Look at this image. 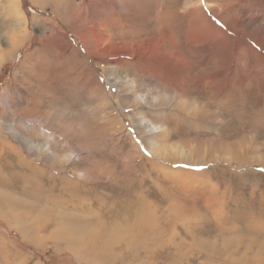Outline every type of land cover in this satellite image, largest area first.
Wrapping results in <instances>:
<instances>
[{
    "label": "rangeland",
    "instance_id": "rangeland-1",
    "mask_svg": "<svg viewBox=\"0 0 264 264\" xmlns=\"http://www.w3.org/2000/svg\"><path fill=\"white\" fill-rule=\"evenodd\" d=\"M43 1L23 0L31 31L0 65V264H102L81 257L83 235L69 247L71 224L84 219L107 240L114 208L129 202L122 197L149 208L162 231L139 232L132 245L111 242L105 264H264V0H109L108 8L92 0V10H104L99 42L147 48L112 66L108 52L97 54L99 42L80 46L70 36L81 0ZM196 4L208 17L216 10L215 30L192 31ZM63 34L87 61L86 90L72 82L60 94L37 79L57 61L73 80L83 69L74 50L57 60L65 41L48 40ZM219 41L212 54L199 50ZM208 66L214 81L202 74ZM118 77L134 80V92ZM147 91L165 98L136 105ZM139 115L164 129L137 128ZM100 202L111 209L99 212Z\"/></svg>",
    "mask_w": 264,
    "mask_h": 264
},
{
    "label": "bare ground",
    "instance_id": "bare-ground-1",
    "mask_svg": "<svg viewBox=\"0 0 264 264\" xmlns=\"http://www.w3.org/2000/svg\"><path fill=\"white\" fill-rule=\"evenodd\" d=\"M47 1H49V0H44L43 3H46ZM54 1L55 0H53L52 2H54ZM61 1H63V0H58V2H61ZM67 1L69 3V2H72L74 0H67ZM91 1L92 0H88V4L85 3L84 0L79 1L78 6L75 9L76 12H74L75 13L74 17H71L70 21H68V22L66 21L67 23L71 24L72 29L75 31L73 36L72 35H70V36L72 37L74 42L76 44H79L80 46H82V44L86 43V42L89 43V44H95L96 42H99L98 40L101 38V35H99V33H98L99 32V29H98V25L99 24L97 23V21L99 23L103 22L102 18H103L104 10H103V12H100V10L99 11L92 10L91 9V4H90ZM102 1L106 2V4H107L106 7L108 8L109 5H108L107 1H109V0H102ZM24 4L25 3H23V0H0V65L4 61L8 60L9 58H11V57H13L15 55H18L19 46L22 44L24 39L27 38V36L29 35V32L31 31L30 27H29V24H28L29 23L28 22V12L30 10H29L28 5L27 4L24 5ZM242 4L239 5L240 10H241V8H244L245 4H243V5ZM54 5H56V4L53 3L52 6H54ZM106 7H104V8H106ZM196 7L198 8L197 11H198V14H200V17H199V20L197 21L196 27H194L192 31L193 32H197V30H199V27H200V30L204 29L205 32L210 30V29H211V31H213L214 27L212 25L213 24L212 23L213 22L212 18L217 16L216 10L215 9H211L212 16L208 17L201 10V8L199 7L198 4H196ZM72 9H74V8H72ZM33 10H34V8H33ZM88 13H90V14L88 15ZM63 20H64V18H63ZM85 28H86V31L84 30ZM82 30L85 31V32H83ZM214 30H215V28H214ZM58 33H60V32H58ZM62 39L63 40H60V38H57V39L54 38V39L48 40L51 45L56 44L57 42H60V41H63V42L65 41L64 44H60L61 45V47L59 49L60 55L58 56L57 60H60L63 56L65 58V55L70 50H74L75 51L74 52L75 53V56H74L75 59L74 60L83 69L80 72H78L76 77L74 76L75 79L73 80V78L71 79V72H70L71 70L68 71V69H66V71H62V67L59 66V63L56 60L57 62H53L51 64V65L55 64L54 65V69H52L53 74L52 73L47 74V76L53 75V78H54L53 82H52V80L50 82H48L47 76L41 77V78H37V79H38V81H40L41 83L45 84L46 86L51 84V83H53L52 84L53 86H58L57 93H60V94L64 90L62 86H66V85L73 84V83L76 84V82L78 83V85L81 86L82 90L83 89L86 90V88L88 87V84H90V82H91L90 81L91 78L87 80V78H89L88 75H87V71L89 70L87 61L81 56V53L79 51L80 49L77 50L73 46L72 41H70L69 39L68 40L66 39L65 34L62 35ZM108 39L105 40V41H100L98 43L97 54L98 53L100 54V52H108L109 56H111V57L108 56L107 58H110L109 59L110 61H108V62H109V64L111 66L117 61V58L120 57V56H126L127 55L129 57L134 58V57L142 54V53L136 52L138 49H143V51H145L147 49L145 46H142L141 44H138V43H130V44L129 43H119V44L115 45V47L113 49H111V47H109L110 41ZM144 44H146V43H144ZM108 47H109V51L107 50ZM221 47H223V43H221V41H219L213 47L212 46L208 47V46L203 45L202 48H200L199 50L204 52L205 55H207L209 53L212 54V51H217ZM191 49H192V47H191ZM81 50H82V48H81ZM81 52L85 54L84 51H81ZM97 54L95 53L96 56H97ZM199 57H201V55H198L197 58H199ZM92 58L94 59L95 57L92 56ZM72 67H73V65H72ZM214 68H215L214 66L204 67V70L202 71V74L204 75V73H207V75L210 76L209 78L211 80H213L214 76H215V73H216V72H213ZM209 71H212V72H209ZM214 71H216V70H214ZM211 73H214V75H211ZM228 73H229V71H227V73L226 72L223 73V76H222L221 81H220V83H222V84H220V86L216 87L217 91L218 90H222L225 86H227L228 80H229L228 79ZM91 74L94 77L93 79L96 80V81H93V83L99 85L98 84L99 83L98 79H101V78L99 76H97V75L95 76V74L93 75L92 71H91ZM202 74H200V76ZM108 75L109 76L115 75V72H114V70L112 68L109 69ZM13 81H15V80H13ZM200 81H202L201 77H200ZM115 82H118L120 84L121 83L124 84L126 86V89L130 93H133L134 90L136 89V82L134 80H132V79L127 78V77H124V78H119L118 77L117 79H115ZM98 88H99V86H98ZM135 94L138 95L136 92H135ZM163 98H165L164 94H160L158 92V93H156V96H152L150 91H147L146 94L139 95L135 99V103H136V105L138 104V106H142V105H145V104L148 106V104L150 105L151 102L154 103V105H156V103L158 104L159 100H161ZM51 99L54 100L53 96H51ZM60 99H61V97H59L56 101H58ZM9 100H10V95L9 94H7L5 97H3V101H4V104L6 106H10ZM137 117H139L140 119L134 125L137 128L140 127V126L145 127L146 131H147L146 133H149V134L157 133L160 130L164 129L162 125L152 124L150 122H147V119H145L143 115H139ZM145 122H147V123L145 124ZM142 127L139 128V129H142ZM11 132H12L13 136L16 139L20 140L21 143L23 144L22 141L24 140V136L22 134H20L18 131H16L14 129V127H11ZM30 143L28 144V147H30ZM1 145H3L2 141H0V147H2ZM32 146H33V144H32ZM46 147L47 146H45V149H46ZM39 148H42V150H43L42 146H39ZM169 149H171V148H169ZM171 152H172V150H171ZM0 153H1V150H0ZM181 153L182 152H180V154ZM227 154L229 155L230 152L227 153ZM16 155H18V154H16ZM228 160H230V158ZM126 200L129 201L127 205L119 204L116 207V209L114 208V210H113V212L116 213L115 216H117L119 219L115 218V221L114 220L111 221L112 222L111 224L113 226L110 227V230L112 232H111V235L108 237L107 240H102V239L98 240V236L96 235L97 233H96L95 229L91 228V230L87 231V229H86V225L87 224H86V222H84L85 220L84 219H78V220L74 221L71 224V228H73V231L70 230V232L72 231L73 235L71 236V239L69 238L70 239V246L69 247L72 248L74 246H77V245H74L75 237H73V236L75 234H81V235L84 236V237H81L82 239H77L76 238L77 241H79L78 242L79 245L83 247L82 250L80 249L81 250V252H80L81 253V257L82 258H87L88 256H90L92 258V260H94L95 262L105 264V261L111 259V256H110L109 252H107L106 249H105V248H107L108 245H111V242H118V241H122L123 240L122 242L129 241V245H132V242H139L140 243L139 239H135L136 235H138L139 232H145L146 231L148 234H154L156 231L157 232H161L162 231V228L160 227V225H158V222L156 221L155 215H153V212L149 208H147L145 205L140 207L141 203L139 204V206H137L138 202L137 203L133 202V200H131L129 197H122V201H126ZM122 201L120 200V202H122ZM59 203H61V202H59ZM73 204H75V202ZM76 206L79 207V205L77 203H76ZM81 206H83L82 209L85 211L86 209H85L84 204H82ZM101 206H102V208H101V210L99 212H102L105 209H108L107 211H109L111 209V208H108L109 204L107 202L106 203L105 202H103V203L100 202L99 203V207H101ZM88 212L94 213L93 215H95V216L96 215L100 216L99 214H97V212H93V209H91V208L88 210ZM131 212H133L132 213V218H130L129 215H128V213H131ZM126 216H128L129 218H126ZM98 220L96 222L97 224H99ZM95 221L96 220L94 219L93 222L90 221V223H92L94 226H96ZM68 222H69V220H68ZM62 224H64V223H62ZM171 231H174V228H172ZM142 234H143L142 237H145V233H142ZM174 235H175V233H174ZM130 238H133L134 241H132V239H130ZM73 239H74V241H73ZM141 241H143V238H141ZM156 244H157V241H156ZM94 250H97V251L93 255L92 251H94Z\"/></svg>",
    "mask_w": 264,
    "mask_h": 264
}]
</instances>
